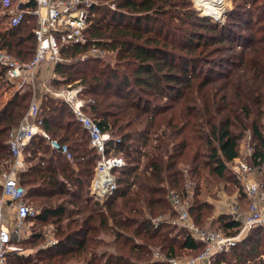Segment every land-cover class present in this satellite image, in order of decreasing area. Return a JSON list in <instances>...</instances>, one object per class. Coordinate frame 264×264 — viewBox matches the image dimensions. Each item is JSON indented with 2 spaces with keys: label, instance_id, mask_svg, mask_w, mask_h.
I'll return each instance as SVG.
<instances>
[{
  "label": "trees",
  "instance_id": "1",
  "mask_svg": "<svg viewBox=\"0 0 264 264\" xmlns=\"http://www.w3.org/2000/svg\"><path fill=\"white\" fill-rule=\"evenodd\" d=\"M89 23V42L70 48L81 57L60 62L52 83L63 87L82 82L89 112L124 151L126 165L114 170L118 188L111 197L103 202L91 195L98 155L67 103L46 96L39 113L42 126L51 138L68 145L74 160L41 135L24 149L27 167L21 184L29 202L39 208L33 221L54 223L58 238L37 256L46 260L44 264H170L158 256L198 255L203 246L186 229L167 222L177 216L168 197L170 189L194 199L190 212L197 224L219 223L223 231L237 235L242 222L227 214L215 217L213 204L199 197L205 181L227 178L228 164L240 154L242 137L233 126L243 114L253 115L251 104L263 102L262 37H252L251 47L238 54L234 69L218 79L204 76L202 81L201 75L193 74V61L199 57L176 52L208 51L214 35L199 29L217 30L209 19L199 17L192 0H98ZM35 26V16L28 14L17 27L0 30V47L16 59L31 61L38 45ZM220 41L222 37L215 42ZM91 47L115 52L116 65H104L96 56L83 57ZM5 70L0 65V91L9 86ZM197 77L201 80L195 81ZM258 89L250 100L252 94L247 92ZM32 95L31 90H17L0 106V171L11 167L10 131L20 124ZM151 97L169 101L155 104ZM249 128L256 141L252 163L262 168L260 119H253ZM108 205L112 208L105 210ZM100 233L112 235L118 251H100L98 246L109 245ZM41 236L36 233L32 244L38 245ZM263 244L264 227H256L230 252L218 254L213 264H264ZM29 256L11 252L8 264L30 262Z\"/></svg>",
  "mask_w": 264,
  "mask_h": 264
},
{
  "label": "built area",
  "instance_id": "2",
  "mask_svg": "<svg viewBox=\"0 0 264 264\" xmlns=\"http://www.w3.org/2000/svg\"><path fill=\"white\" fill-rule=\"evenodd\" d=\"M98 0H0V11L8 16V28L20 25L28 14L35 16L36 26L33 31L38 45L33 59L29 62L16 59L7 49L0 47V65L13 86L19 91L36 83L38 74L44 65H49V75L56 79V66L64 62L62 53L71 47L86 45L89 39L86 31L89 27L91 9ZM92 56H99L100 49L92 47ZM84 85L80 82L55 88L54 98L67 103L75 118L86 131L90 146L96 151L98 161L95 175L90 185V193L95 198L105 201L118 188L114 170L126 165L124 151L118 148L116 140L94 119L88 110L89 99L83 96ZM40 106L35 99L23 116L20 124L10 131L8 143L13 157L9 170L0 173V264H5L6 254L11 241L21 238L28 223L38 214L39 209L27 199V190L21 184V174L26 169L25 147L36 137L44 136L51 147L63 153L69 161L74 156L67 144L50 137L39 117ZM249 143L252 134L246 136ZM254 148L247 150L246 156L252 158ZM235 162V164H234ZM232 169L242 184L243 193L248 200V214L242 222L237 235H227L220 230L200 226L190 212L189 198L180 196L175 190H169L171 201L177 216L169 223H177L186 229L191 237L203 246L196 256L170 258V264H213L218 254L230 252L254 228L264 227V185L257 181L254 174L259 166L237 157ZM242 233H247L242 236Z\"/></svg>",
  "mask_w": 264,
  "mask_h": 264
},
{
  "label": "rangeland",
  "instance_id": "3",
  "mask_svg": "<svg viewBox=\"0 0 264 264\" xmlns=\"http://www.w3.org/2000/svg\"><path fill=\"white\" fill-rule=\"evenodd\" d=\"M208 5H210L209 8L207 7ZM208 5L206 6V8H202L201 7L202 5L199 3V0H192V7L197 12L199 17L207 18L210 20L212 24H215L217 26V30H210L208 28L199 29V33L206 34L209 36L214 35L212 36V39L215 40L211 39L212 42H210L209 45L210 49L202 53H201V48L200 50L195 52L187 51V50L185 51L183 50V52H181L182 50L176 51L177 53L180 54L183 53H185L186 55L189 54V57L190 56H194L195 58L199 57L200 60L193 61L194 63H196V66H194L196 71L193 70L192 71L194 72L193 74L195 75H201L202 81H205L206 79L204 78H207L204 76L211 75L213 79H218L221 78L222 76L221 74L228 73L230 69H234L233 63H235V61H239L238 54H240L242 51H247L251 47V44L253 42L252 37H255V39H259L260 37H262L261 39L264 41V0H227V6L223 10L218 7V3H212ZM111 7H114V5H112ZM203 13L207 15H204ZM8 20L9 19L6 13L0 11V28L5 30L6 27H8ZM177 31H178L177 33H180V30ZM220 37H222V41L215 42L217 39H220ZM91 49L92 47L89 48V50L85 53V56L83 57L92 56L90 53L92 51ZM99 49H100L99 56L96 57H99V59L102 60V63L104 65L111 64L115 66L117 63L115 58V52L107 51L101 48ZM81 55L82 54L79 52L76 56H72L67 53H62V58H64V62L72 63L77 61L81 57ZM44 66L45 67L47 66L49 68V65H44ZM198 79L199 78L197 77L195 81H198ZM200 80L201 79H199V81ZM52 82L53 80L50 77L45 78L39 75L38 78L36 79V83L30 87L28 86L23 91L31 90L33 93L31 102L33 99H35L39 104V106L41 107L45 104L44 102L46 96L53 97L52 93L55 91V88L61 87L56 85L53 86ZM75 82L82 83L80 80H76L72 83ZM17 90L18 89L15 86H13L11 83H9V86H6L3 90H1L0 106L5 104V102H7L8 99ZM258 92L259 89L253 91L252 93L248 91L247 95L251 96L252 94L250 100H253L257 96ZM263 92H264V86H263ZM83 96H84V91H83ZM150 99L153 102H155V104H159V103L164 104L167 101H169L168 97H165L164 99H155L154 97H151ZM262 101L263 102H260L259 104H251L254 109L253 115L247 118L243 114L242 121L235 122L236 126H233V129L237 133L242 134L239 145L240 154L238 157L248 160L250 163H252V158L246 156V152L247 150L250 149V145L251 147L255 148L256 141L253 140L252 137L249 143V140L247 139L246 136L251 134V129L249 127L251 126V123L255 118L260 119L261 129L264 134V113H263L264 97ZM233 162L234 160L232 161V163L228 164L229 166H228V173L226 179L221 180V179L212 178L214 179L213 180L214 182L212 181L210 183H207L205 181V183L202 184V191L199 198L207 200L209 203L213 204L214 206L213 213L215 217L221 214H227V215H231L234 218L240 217V219H244L248 214L249 203L246 195L243 193V187L241 186L242 184L231 167ZM2 171H0V173ZM254 177L257 181H260L264 185V165L262 168L259 167V169L256 170ZM168 188L169 187L167 186V189ZM193 200L194 199L191 197L190 202L193 203ZM104 208L105 210H107L112 207L111 205H108V206H104ZM79 217H82V214H80ZM175 218L176 217H172L169 218V220H174ZM211 219L212 217H210L209 220ZM169 220H167V222ZM173 225H177V227L180 229V226L177 223H174ZM203 225H204L203 227L213 230L219 229L223 233L233 236L229 234L227 231H223L222 228H219L218 227L219 223L208 222ZM55 226L56 225L54 223L41 225L31 220L28 223L27 227L25 228L24 235L21 238L18 237L14 238L15 240L13 241V244L11 243L10 250L6 254L5 264H8L9 254L14 251L22 255L23 254L30 255L29 256L30 262H28L26 259L22 262V264H25V262H28L27 264H44L46 260H41L37 256L38 255L37 252L40 251V249L42 248L52 247V245H54L58 241V238L56 237ZM36 233H41L42 234L41 237L43 238L42 241L35 246L32 244V242L36 241V239L34 238V235ZM101 234L104 233H100L99 235ZM246 234L247 233H242V236H245ZM102 236L105 238V243H108L109 245L98 246L97 248L100 251H107V252L118 251L115 248V246L112 245L114 240L112 235L104 234ZM33 238L34 240L32 241ZM19 241H25V242L19 243ZM17 242L19 244H17ZM180 254H183V252L182 253L180 252ZM158 258L164 261L169 259V258L167 259L164 256H160V257L158 256ZM234 258L235 257L231 256V258L229 259H232L233 261ZM36 259L39 260L37 261Z\"/></svg>",
  "mask_w": 264,
  "mask_h": 264
},
{
  "label": "bare ground",
  "instance_id": "4",
  "mask_svg": "<svg viewBox=\"0 0 264 264\" xmlns=\"http://www.w3.org/2000/svg\"><path fill=\"white\" fill-rule=\"evenodd\" d=\"M199 3L202 5V8H206L208 4L212 3H218V7L222 10L227 6V0H199ZM207 7L209 8L210 5H208Z\"/></svg>",
  "mask_w": 264,
  "mask_h": 264
},
{
  "label": "crops",
  "instance_id": "5",
  "mask_svg": "<svg viewBox=\"0 0 264 264\" xmlns=\"http://www.w3.org/2000/svg\"><path fill=\"white\" fill-rule=\"evenodd\" d=\"M6 28H8V27H6ZM0 30H4V29L0 28ZM77 54H78V52L75 53L74 51L70 53V55H72V56H76ZM49 72H50L49 68H48L47 66H46V67L43 66V67L41 68V70H40L38 76L40 75V76H42V77H45V78L47 77V78H49V77H50Z\"/></svg>",
  "mask_w": 264,
  "mask_h": 264
}]
</instances>
